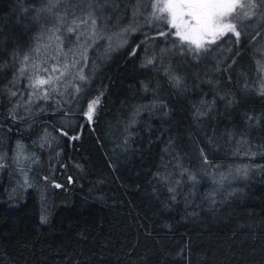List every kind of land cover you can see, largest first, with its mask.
I'll return each instance as SVG.
<instances>
[{
	"label": "trees",
	"instance_id": "trees-1",
	"mask_svg": "<svg viewBox=\"0 0 264 264\" xmlns=\"http://www.w3.org/2000/svg\"><path fill=\"white\" fill-rule=\"evenodd\" d=\"M160 1L0 0V264H264V17L194 57ZM67 55L85 102L26 111L34 65Z\"/></svg>",
	"mask_w": 264,
	"mask_h": 264
},
{
	"label": "snow or ice",
	"instance_id": "snow-or-ice-1",
	"mask_svg": "<svg viewBox=\"0 0 264 264\" xmlns=\"http://www.w3.org/2000/svg\"><path fill=\"white\" fill-rule=\"evenodd\" d=\"M59 3H61V0H56V3L49 0L50 6L44 10L51 11ZM152 9L151 18L153 20L167 19L171 27L177 29V35L180 40L194 46V50L189 49V51L193 52L194 57H199L202 53H208L213 50L210 47H205V44H215L219 37L227 33L234 35L237 38V42H239L241 37L239 28L243 27L241 20H253L258 15L264 17V0H166L163 4L154 3ZM70 16L72 18L69 22ZM58 20L66 27L69 34L77 33V39L83 35L82 32H77L81 24H88L90 20L94 33L97 23L95 19L91 18V13H88L87 18L81 19L76 17L74 12H70L69 9H65L64 14L59 16ZM181 28L184 29L183 32H181ZM59 30V27H56L53 30V35ZM161 35H165V33H161ZM56 39L60 40V37L57 36ZM34 51L38 53L39 48L34 49ZM29 59L30 57L26 54L24 61ZM148 63L151 64L152 61L149 60ZM34 67L37 72L41 70L47 71L46 68L40 69L38 65H34ZM67 69L68 64H64L63 70L53 66L47 79L40 78L37 75L35 82L30 84V87L40 89L42 86L48 85L49 88L44 90L43 95L39 97L47 100L50 97V93L56 91V84L67 74ZM259 71H264V69H258ZM23 72L24 69L21 68V73L23 74ZM56 73H59V75H56ZM78 78L81 81L86 79L82 72L78 75ZM176 83L179 84V81L177 80ZM79 91L80 89L77 88V92ZM11 94L15 96L16 92L13 91ZM260 94L264 95V87L261 88ZM35 95V92L30 93V96ZM31 102V100L28 101V103ZM99 102V97L89 102L87 110L83 113L89 123L93 122ZM62 134L66 135V133ZM71 138L79 139V137ZM54 187L60 188L61 185L57 183ZM169 190L171 191V189ZM41 222H46V217L42 216Z\"/></svg>",
	"mask_w": 264,
	"mask_h": 264
},
{
	"label": "rangeland",
	"instance_id": "rangeland-1",
	"mask_svg": "<svg viewBox=\"0 0 264 264\" xmlns=\"http://www.w3.org/2000/svg\"><path fill=\"white\" fill-rule=\"evenodd\" d=\"M166 0H161L160 4L165 3ZM239 11V10H238ZM165 15H167L165 13ZM187 19V18H186ZM243 20V19H242ZM168 22V20H167ZM169 26L171 27L170 23L168 22ZM171 29L174 31L175 35H177V29L171 27ZM184 29L181 28V32H183ZM178 36V35H177ZM104 40L106 43L113 42L116 40L115 37H108L104 36ZM58 58V57H56ZM68 59H71V55H67L66 58H64L65 62L60 64L61 66L55 65L56 67L60 68L63 70L64 64H68V69H67V74L61 78V81L56 84V91L50 93L49 99L45 100L42 98H39L43 95V91L48 89V85L42 86L40 89H31L27 90L26 94L24 96V99H19L20 105H24V109L26 111H31L32 109H39L38 106L44 107L45 105L49 104V102L56 104H63L64 107L67 109L71 110H77L79 109L80 105L85 102L84 97V92L82 88L79 85V80L77 76V68L72 67L70 63L68 62ZM40 69H47V71H39L38 73L43 74L44 79H47L48 75L51 74V70L53 65L51 64H39L38 65ZM35 71L37 72V69L35 68ZM56 75H59V73H56ZM77 88L80 89L79 92H77ZM35 92V96H30V93ZM58 98V99H56ZM67 98H72V99H67ZM31 100V103H28V101ZM43 109V108H42ZM47 143V142H46ZM47 148L52 149L53 145L48 141L47 143ZM21 149L24 147H20ZM14 163H15V168H16V176L18 177L19 182H24V183H30L31 182V170L35 169V163H33L32 167L30 164V157L28 155H25L24 152L22 151H17L15 157H14ZM30 166V167H29Z\"/></svg>",
	"mask_w": 264,
	"mask_h": 264
}]
</instances>
